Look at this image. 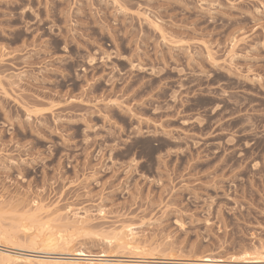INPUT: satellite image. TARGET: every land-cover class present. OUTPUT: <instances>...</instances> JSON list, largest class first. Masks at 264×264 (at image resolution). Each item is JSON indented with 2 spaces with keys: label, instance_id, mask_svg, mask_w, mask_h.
<instances>
[{
  "label": "rangeland",
  "instance_id": "obj_1",
  "mask_svg": "<svg viewBox=\"0 0 264 264\" xmlns=\"http://www.w3.org/2000/svg\"><path fill=\"white\" fill-rule=\"evenodd\" d=\"M21 251L264 264V0H0V257Z\"/></svg>",
  "mask_w": 264,
  "mask_h": 264
},
{
  "label": "bare ground",
  "instance_id": "obj_2",
  "mask_svg": "<svg viewBox=\"0 0 264 264\" xmlns=\"http://www.w3.org/2000/svg\"><path fill=\"white\" fill-rule=\"evenodd\" d=\"M82 221L80 220L79 222L82 223ZM63 227H67V226H63ZM66 231L64 229L62 230V229L58 228L57 234H58V238L61 241L68 243V241H67L68 235L66 234ZM114 237H115V240L120 244L129 243V241L131 242V240L133 241V233H131V232L130 233L123 232V233H120L119 235H116ZM250 254H248V255H250ZM77 255L82 256V257H87V259H85V258L84 259L73 258V260L70 261L71 264H141L140 262L125 263V262H122L120 260H112V259L108 260V259H106L105 255H93V254H88V253L86 254L83 251H78ZM256 256H259V254L257 255V253H256ZM251 257H249V259H245V258H247V257H245V258L241 259V261L243 262V264H257L258 262H262V260H260V259L259 260H251ZM255 257H253V258H255ZM262 259H264V258H262ZM222 262H223V260H221V259H217V258H213V257L212 258L204 257L202 259H199L198 263H185V264H223ZM21 263L22 264L23 263L24 264H30L31 263V256H29V255L25 254L23 251H21L20 253H18L16 255H7V256L0 257V264H21ZM37 264H61V263H59L57 261L38 260ZM65 264H67V263H65Z\"/></svg>",
  "mask_w": 264,
  "mask_h": 264
}]
</instances>
